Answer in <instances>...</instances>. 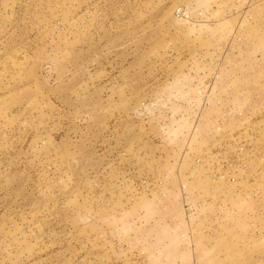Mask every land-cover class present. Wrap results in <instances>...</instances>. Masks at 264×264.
I'll list each match as a JSON object with an SVG mask.
<instances>
[{
	"label": "rangeland",
	"instance_id": "1",
	"mask_svg": "<svg viewBox=\"0 0 264 264\" xmlns=\"http://www.w3.org/2000/svg\"><path fill=\"white\" fill-rule=\"evenodd\" d=\"M0 264H264V0H0Z\"/></svg>",
	"mask_w": 264,
	"mask_h": 264
}]
</instances>
